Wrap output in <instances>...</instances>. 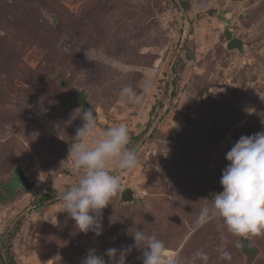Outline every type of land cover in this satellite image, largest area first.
<instances>
[{
	"label": "rangeland",
	"instance_id": "1",
	"mask_svg": "<svg viewBox=\"0 0 264 264\" xmlns=\"http://www.w3.org/2000/svg\"><path fill=\"white\" fill-rule=\"evenodd\" d=\"M233 37L240 49L227 48ZM125 85L142 103L120 99ZM78 107L93 108L97 134L126 124L138 157L113 170L134 199L112 198L99 236L60 211L58 193L79 178L68 156ZM260 131L264 0H0V196L17 185L0 203V264H53L58 253L82 264L89 249L132 245L133 226L182 249L185 264H202L197 251L207 264H264V234L236 248L241 238L212 222L189 238L206 198L223 190L227 151ZM49 188L57 196L39 205ZM141 256L133 248L126 264Z\"/></svg>",
	"mask_w": 264,
	"mask_h": 264
},
{
	"label": "clouds",
	"instance_id": "2",
	"mask_svg": "<svg viewBox=\"0 0 264 264\" xmlns=\"http://www.w3.org/2000/svg\"><path fill=\"white\" fill-rule=\"evenodd\" d=\"M120 99L125 103L139 105L142 97L131 85L120 89ZM72 119L79 117L82 127L75 134V141L69 146L72 171L79 175L76 183L58 193L62 202L60 211L66 212L76 224L79 232L89 231L99 236L103 232L102 210L111 203L113 197L122 193L121 177L115 170L133 169L138 163L137 154L131 150L129 129L120 123L97 134V119L93 108H76ZM229 161L220 178L222 191L208 198L194 222L189 238L201 227L216 222L217 230L239 237L234 247L240 248L241 241L249 235L264 234V131L252 135H242L227 151ZM134 243L126 247L108 248L104 254L96 249L88 250L82 264H126L127 256L133 248L142 253V264H185L182 249L167 250V245L155 232L138 230L135 226L126 232ZM227 244V236H222ZM107 256V261L105 260ZM220 256L231 261L232 255L224 248ZM195 257L207 264L209 257L197 251ZM53 264H62L58 253L53 256ZM192 264H195L193 260Z\"/></svg>",
	"mask_w": 264,
	"mask_h": 264
},
{
	"label": "water",
	"instance_id": "3",
	"mask_svg": "<svg viewBox=\"0 0 264 264\" xmlns=\"http://www.w3.org/2000/svg\"><path fill=\"white\" fill-rule=\"evenodd\" d=\"M242 43L243 41L238 38V37H233L231 38L226 46L228 49H240L242 47ZM22 174V172H21ZM21 187L23 188H31L33 186V182H30L25 176H23V179L21 180ZM121 199L123 201H131L133 200V192H132V189L130 187L126 188L122 195H121Z\"/></svg>",
	"mask_w": 264,
	"mask_h": 264
},
{
	"label": "trees",
	"instance_id": "4",
	"mask_svg": "<svg viewBox=\"0 0 264 264\" xmlns=\"http://www.w3.org/2000/svg\"><path fill=\"white\" fill-rule=\"evenodd\" d=\"M62 98V97H61ZM153 109V108H152ZM141 133H143L144 134V132H140L139 134H132V136L131 137H134L135 139H140L141 137H142V135L143 134H141ZM135 150H136V147H135ZM17 173H21L20 171H17L15 174H14V176H16V174ZM11 181V180H10ZM17 185H15L14 184V186H13V184H9L8 185V192L7 193H4V194H2L1 196H0V203H2V201L3 200H5V199H9V198H11L12 197V195H13V192H14V189H15V187H16ZM0 187H2L1 185H0ZM50 189V188H49ZM57 196V193H56V190H54V189H50L48 192H44V193H42V194H40V196H39V200H40V202H39V205H41V206H43V205H45L50 199H53L54 197H56ZM1 245V244H0Z\"/></svg>",
	"mask_w": 264,
	"mask_h": 264
}]
</instances>
